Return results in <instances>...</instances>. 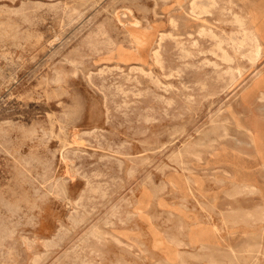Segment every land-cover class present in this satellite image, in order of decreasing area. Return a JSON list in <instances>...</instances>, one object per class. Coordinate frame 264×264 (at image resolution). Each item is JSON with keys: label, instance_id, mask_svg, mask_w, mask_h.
Wrapping results in <instances>:
<instances>
[{"label": "rangeland", "instance_id": "1", "mask_svg": "<svg viewBox=\"0 0 264 264\" xmlns=\"http://www.w3.org/2000/svg\"><path fill=\"white\" fill-rule=\"evenodd\" d=\"M190 1L0 0V264H264V0Z\"/></svg>", "mask_w": 264, "mask_h": 264}, {"label": "bare ground", "instance_id": "2", "mask_svg": "<svg viewBox=\"0 0 264 264\" xmlns=\"http://www.w3.org/2000/svg\"><path fill=\"white\" fill-rule=\"evenodd\" d=\"M155 1V0H154ZM167 1V0H166ZM198 1H201V0H198ZM230 1V0H229ZM40 2V1H39ZM190 2H192V0L190 1ZM203 2V4L205 3L204 2V0L202 1ZM210 2V1H209ZM35 3V2H34ZM99 3H101V2H99ZM194 3H196V0L194 1ZM231 3V2H230ZM38 4V3H37ZM198 4H201V3H198ZM202 4V5H203ZM216 4H218V3H216ZM191 5V4H190ZM232 5V4H231ZM234 5V4H233ZM37 6V5H36ZM52 6H53V4H52ZM193 6H195L194 4H193ZM196 6H198V5H196ZM195 6V7H196ZM203 6H205V4L203 5ZM208 6V5H207ZM207 6H206V8H207ZM217 6V5H216ZM223 6H226V5H223ZM50 7V6H49ZM157 7V6H156ZM190 7H192V6H190ZM210 7V6H209ZM201 7L199 6V9H200ZM232 8V7H231ZM21 9V8H20ZM23 9V8H22ZM106 9V8H105ZM191 9H195L194 7H192ZM197 9V8H196ZM202 9H204L203 7H202ZM34 10V9H33ZM37 10V9H36ZM207 10V9H206ZM195 11V10H194ZM200 11V10H199ZM202 11V10H201ZM201 11L199 12V13H201ZM15 12V11H14ZM22 12V11H21ZM176 12V11H175ZM192 12H193V10H192ZM229 12V11H228ZM232 12V11H231ZM17 13V12H16ZM54 13V12H53ZM76 13V12H75ZM128 13H130V12H128ZM198 13V15H200ZM19 14V13H18ZM30 14V13H29ZM170 14V13H169ZM204 14V13H203ZM207 14V13H206ZM225 14V13H224ZM235 14V13H234ZM198 15H196V16H198ZM163 16V15H162ZM205 16V15H204ZM235 16V15H234ZM238 16V15H237ZM240 16V15H239ZM239 16L236 18V20L235 21H237V19L239 18ZM130 17V16H129ZM133 17V16H132ZM241 17V16H240ZM62 18H63V16H62ZM71 18V17H70ZM172 18V17H171ZM243 20H245L243 17H241ZM241 19V20H242ZM137 20V19H136ZM135 20V21H136ZM172 20V19H171ZM246 21V20H245ZM245 21H244V23H245ZM61 22V21H60ZM140 22V21H139ZM148 22V21H147ZM177 22V21H176ZM220 22V21H219ZM225 22V21H224ZM238 23L237 24H239L240 23V21L238 20L237 21ZM242 22V21H241ZM135 23H138V21L137 22H135ZM236 23V22H235ZM243 23V22H242ZM242 23H241V25H242ZM247 23V22H246ZM137 25V24H136ZM240 25V26H241ZM177 25H175V27H176ZM239 26V27H240ZM89 27V26H88ZM244 27V25L242 26V28ZM102 29V28H101ZM200 29V28H199ZM240 30V29H239ZM248 30V29H247ZM246 30V31H247ZM252 30V29H251ZM97 31V30H96ZM103 31V30H102ZM200 31H202V30H200ZM206 31V30H205ZM244 31H245V29H244ZM243 31V33H245V37H247V39L249 38V40H250V43H251V51L253 52V54L256 56V55H258L259 53H260V46L261 45H259V43H258V41H257V39L255 38L256 36H255V34L254 33H252L251 32V34H247V32H244ZM177 32V31H176ZM198 32V31H197ZM207 32H209V31H207ZM206 32V33H207ZM234 32V31H233ZM201 33V32H200ZM203 33V32H202ZM241 33V32H240ZM242 33V34H243ZM166 34V33H165ZM199 34V33H198ZM214 33H212V35H213ZM91 35V34H90ZM215 35V34H214ZM231 35V34H230ZM233 35V34H232ZM236 35V34H235ZM96 36V35H95ZM105 36V35H104ZM167 36V35H166ZM219 36V35H218ZM221 36V35H220ZM87 37V36H86ZM136 37V36H135ZM172 37V36H171ZM179 37V36H178ZM237 37H238V35H237ZM85 38V37H84ZM83 38V39H84ZM90 38V37H89ZM108 38V37H107ZM111 38V37H110ZM211 38V37H210ZM196 39V38H195ZM199 39V38H198ZM214 39V38H213ZM234 39H236V38H234ZM242 39V38H241ZM241 39H237L238 40V42H239V40H241ZM244 39V38H243ZM92 40V39H91ZM194 40V39H193ZM192 40V41H193ZM212 40V39H211ZM231 40V39H230ZM249 40H248V42H249ZM175 41V40H174ZM222 41V40H221ZM245 41V40H244ZM243 41V42H244ZM110 42V41H109ZM179 42V41H178ZM185 42V41H184ZM226 42V41H225ZM233 42H235L236 43V40L235 41H233ZM237 42V43H238ZM242 42V41H241ZM242 42V43H243ZM248 42H244V43H248ZM95 43H96V41H95ZM105 43V42H104ZM114 43V42H113ZM142 43V42H141ZM159 43H161V42H159ZM191 43V42H190ZM198 43V42H197ZM100 44V43H99ZM112 44V43H111ZM186 44V43H185ZM187 44H188V42H187ZM221 44V43H220ZM103 45V44H102ZM138 45H140V44H138ZM158 45V44H157ZM179 45V44H178ZM194 45V44H193ZM238 45V44H237ZM237 45H235V46H237ZM241 45H243V44H241ZM91 46V45H90ZM161 46H163V45H161ZM180 46V45H179ZM203 46V45H202ZM228 46V45H227ZM239 46H240V44H239ZM248 47H250L249 45H247ZM77 47V46H76ZM108 47V46H107ZM186 47V46H185ZM218 47V46H217ZM233 47V46H232ZM221 48H222V46H221ZM62 49V48H61ZM160 49V48H159ZM208 49V48H207ZM135 50V49H134ZM156 50V49H155ZM185 50V49H184ZM213 50V49H212ZM74 51V50H73ZM95 51V50H94ZM164 51V50H163ZM186 51H187V49H186ZM198 51V50H197ZM232 51H233V49H232ZM249 51V50H248ZM71 52V51H70ZM151 52H153L154 53V51H151ZM157 52H158V50H157ZM234 52V51H233ZM237 52V51H236ZM250 52V51H249ZM248 52V53H249ZM80 53V52H79ZM225 53V52H224ZM238 53V52H237ZM155 54V53H154ZM157 54V53H156ZM160 54V53H159ZM225 54H227V53H225ZM224 54V55H225ZM243 54H244V52H243ZM193 55V54H192ZM210 55H211V53H210ZM230 55V54H229ZM156 56V55H155ZM213 56V55H212ZM250 56V55H249ZM6 57V56H5ZM154 57V56H153ZM158 57V56H157ZM199 57V56H198ZM201 57V56H200ZM247 57V56H246ZM204 58V57H203ZM207 58V57H206ZM226 58V57H225ZM254 58V57H253ZM66 59V58H65ZM220 59V58H219ZM162 60V59H161ZM185 61V60H184ZM197 61V60H196ZM221 61V60H220ZM57 62V61H56ZM70 62V61H69ZM159 62L160 61H158V64H159ZM212 62H214V61H212ZM79 63V62H78ZM200 63V62H199ZM203 63V62H202ZM91 64V63H90ZM205 64H206V62H205ZM219 64V63H218ZM70 65V64H69ZM76 65V64H75ZM78 65V64H77ZM93 65V64H92ZM222 65V64H221ZM229 65V64H228ZM151 66V65H150ZM160 66V65H159ZM87 67V66H86ZM89 67V66H88ZM106 67V66H105ZM163 67V66H162ZM197 67V66H196ZM211 67V66H210ZM103 68V67H102ZM115 68H117V67H115ZM140 68V67H139ZM114 69V68H113ZM120 69V68H119ZM123 69V68H122ZM135 69V68H134ZM166 69V68H165ZM169 69V68H168ZM246 69V68H245ZM142 70V69H141ZM162 70V69H161ZM215 70V69H214ZM58 71V70H57ZM144 71V70H143ZM110 72V71H109ZM141 72V71H140ZM170 72V71H169ZM228 72V71H227ZM233 72V71H232ZM231 72V73H232ZM103 73V72H102ZM126 73V72H125ZM144 73V72H143ZM149 73H150V71H149ZM177 73V72H176ZM168 74V73H167ZM211 74V73H210ZM230 74V73H229ZM90 75V74H89ZM147 75V74H146ZM173 75H174V73H173ZM74 76V75H73ZM120 76V75H119ZM129 76V75H128ZM164 76V75H163ZM169 76V75H168ZM168 76H166V77H168ZM180 76V75H179ZM127 77V76H126ZM165 77V76H164ZM165 77V78H166ZM88 78V77H87ZM92 78V77H91ZM129 78V77H128ZM155 78V77H154ZM157 78V77H156ZM90 79V78H89ZM126 80V79H125ZM138 80V79H137ZM136 80V81H137ZM151 80V79H150ZM52 81V80H51ZM55 81V80H54ZM129 81V80H128ZM116 82V81H115ZM47 83V82H46ZM130 83H131V81H130ZM140 83V82H139ZM183 83V82H182ZM136 84V83H135ZM116 85V84H115ZM138 85V84H137ZM170 85V84H169ZM112 86V85H111ZM119 86V85H118ZM103 87V86H102ZM135 87V86H134ZM176 87V86H175ZM96 88V87H95ZM122 88V87H121ZM149 88V87H148ZM147 88V89H148ZM137 89V88H136ZM170 89V88H169ZM177 89V88H176ZM115 90H117V89H115ZM139 90V89H138ZM162 90V89H161ZM167 90V89H166ZM66 92V91H65ZM100 92V91H99ZM138 92V91H137ZM142 92V91H141ZM47 93V92H46ZM102 93V92H101ZM119 93H121V91H119ZM126 93V92H125ZM143 93V92H142ZM151 93V92H150ZM135 94V93H134ZM158 94V93H157ZM106 95V94H105ZM142 95V94H141ZM140 97V96H139ZM47 98H49V97H47ZM128 98V97H127ZM164 98V97H163ZM171 98V97H170ZM175 98V97H174ZM50 99V98H49ZM123 100V99H122ZM255 100H264V92H260V93H258L257 94V96L255 97ZM186 101V100H185ZM105 102V101H104ZM125 102V101H124ZM258 102V101H257ZM132 103V102H131ZM134 103V102H133ZM164 103V102H163ZM256 103V102H255ZM254 103V104H255ZM84 104V103H83ZM128 104V103H127ZM126 104V105H127ZM136 104V103H135ZM105 106V105H104ZM254 107V106H253ZM84 108V107H83ZM127 108V107H126ZM164 108H165V106H164ZM163 108V109H164ZM170 108V107H169ZM106 109V108H105ZM120 109V108H119ZM167 109V108H166ZM256 109V108H255ZM145 110V109H144ZM189 111V110H188ZM123 115H124V113H123ZM108 120V119H107ZM150 121H151V119H150ZM154 121V120H153ZM107 122V121H106ZM16 124V123H15ZM62 124V123H61ZM12 125V124H11ZM21 126V125H20ZM172 127V126H171ZM165 128V127H164ZM29 129V128H28ZM5 130V129H4ZM59 130V129H58ZM97 130V129H96ZM50 131V130H49ZM163 131V130H162ZM2 132V131H1ZM77 132V131H76ZM262 132V131H261ZM83 133H85V132H83ZM263 133V132H262ZM6 134V133H5ZM91 134V133H90ZM55 135V134H54ZM87 135V134H86ZM31 136V135H30ZM49 136V135H48ZM101 136V135H100ZM25 137V136H24ZM51 137V136H50ZM59 137V136H58ZM147 138H149V137H147ZM41 139V138H40ZM58 139V138H57ZM78 139V138H77ZM35 140V139H34ZM82 140V139H81ZM24 141H26V140H24ZM47 141H48V139H47ZM78 141V140H77ZM80 141V140H79ZM139 141V140H138ZM245 141H246V144L251 148H253L254 146H256V140H255V137H254V134H253V132L250 130V129H246V131H245ZM60 142V141H59ZM62 142V141H61ZM21 143V142H20ZM88 143V142H87ZM90 143V142H89ZM98 144V143H97ZM70 145H72V144H70ZM193 145V144H192ZM22 146V145H21ZM189 146V145H188ZM196 147V146H195ZM189 149V148H188ZM142 151V150H141ZM66 153V152H65ZM74 153V152H73ZM85 153V152H84ZM68 155V154H67ZM88 155H90V154H88ZM31 157V156H30ZM92 157V156H91ZM100 157H104V156H100ZM21 158V157H20ZM77 158V157H76ZM100 159V158H99ZM30 160V159H29ZM28 160V161H29ZM121 161V160H120ZM119 161V162H120ZM25 162V161H24ZM23 162V163H24ZM21 163V162H20ZM37 164V163H36ZM44 164V163H43ZM48 164V163H47ZM27 165V164H26ZM31 165V164H30ZM66 166V165H65ZM77 166V165H76ZM131 166V165H130ZM143 166V165H142ZM78 167V166H77ZM27 168V167H26ZM19 169V168H18ZM16 170V169H15ZM81 170V169H80ZM79 170V171H80ZM183 170V169H182ZM37 171V170H36ZM192 171V170H191ZM190 171V172H191ZM17 172V171H16ZM21 172V171H20ZM19 172V173H20ZM263 173H264V171H263ZM69 174V173H68ZM94 174V173H93ZM24 175V174H23ZM22 175V176H23ZM37 175V174H36ZM133 175V174H132ZM25 176V175H24ZM64 176V175H63ZM59 177V176H58ZM80 177H82V176H80ZM84 177V176H83ZM28 178V177H27ZM41 180V179H40ZM65 180V179H64ZM55 181V180H54ZM19 182V181H18ZM50 182V181H49ZM88 183V182H87ZM236 185V184H235ZM245 185V184H244ZM35 186V185H34ZM238 186V185H237ZM243 186V185H242ZM246 186V185H245ZM251 187V186H250ZM59 188V187H58ZM253 186H252V189L251 190H253ZM86 189V188H85ZM234 189V188H233ZM238 189H239V187H238ZM242 189H244V187L242 188ZM242 189L240 190L241 192H242ZM247 189V188H246ZM256 188H254V190H255ZM248 190V189H247ZM250 190V189H249ZM253 190V191H254ZM47 192V191H46ZM227 192V191H226ZM13 193V192H12ZM48 193V192H47ZM61 193V192H60ZM192 193V192H191ZM242 193H245V192H242ZM249 193H250V191H249ZM255 193V192H254ZM240 194V193H239ZM246 194V193H245ZM251 194V193H250ZM12 195V194H11ZM61 195H62V193H61ZM1 196V195H0ZM81 196V195H80ZM82 196H83V193H82ZM234 196V195H233ZM30 197V196H29ZM55 197V196H54ZM91 197V196H90ZM23 198V197H22ZM37 198V197H36ZM78 198V197H77ZM14 201V200H13ZM28 201V200H27ZM27 201H26V203H27ZM81 201V200H80ZM33 202V201H32ZM76 204V203H75ZM85 205V204H84ZM37 206V205H36ZM78 206V205H77ZM31 207V206H30ZM264 208V207H263ZM30 209V208H29ZM193 209V208H192ZM68 210V209H67ZM118 210V209H117ZM71 212V211H70ZM14 214V213H13ZM26 214V213H25ZM245 214V213H244ZM251 215L250 213H248V211H247V213H246V215ZM79 215V214H78ZM252 216V215H251ZM263 217H264V215H263ZM169 218V217H168ZM235 221V220H234ZM73 222V221H72ZM254 222V221H253ZM9 223V222H8ZM18 223V222H17ZM12 224V223H11ZM77 224V223H76ZM75 224V225H76ZM11 226V225H10ZM13 226V225H12ZM33 226V225H32ZM77 226V225H76ZM16 227V226H15ZM14 227V228H15ZM63 227V226H62ZM5 228V227H4ZM63 229V228H62ZM90 229V228H89ZM111 232V231H110ZM5 233V232H4ZM89 233V232H88ZM6 234V233H5ZM63 235V234H62ZM83 235V234H82ZM110 235V234H109ZM169 235H171V234H169ZM4 237V236H3ZM6 237V236H5ZM27 237V236H26ZM25 237V238H26ZM54 237H55V235H54ZM10 239H11V236H10ZM175 239V238H174ZM28 240V239H27ZM62 240V239H61ZM60 240V241H61ZM116 240V239H115ZM32 241V240H31ZM37 241V240H36ZM117 241V240H116ZM254 241V240H253ZM256 241V240H255ZM120 242V241H119ZM16 243V242H15ZM44 243V242H43ZM51 243V242H50ZM142 243V242H141ZM259 243V242H258ZM25 244V243H24ZM61 244V243H60ZM29 245V244H28ZM59 245V244H58ZM142 246H144V245H142ZM250 246V245H249ZM214 247V246H213ZM236 247V246H235ZM240 247V246H239ZM260 247V246H259ZM27 248V247H26ZM255 248H257V247H255ZM30 249V248H29ZM144 250V249H143ZM184 251V250H183ZM44 252V251H43ZM251 255V254H250ZM1 256V255H0ZM221 257V256H220ZM250 258V257H249ZM31 259V258H30ZM5 260V259H4ZM58 260V259H57ZM41 261V260H40ZM217 261V260H216ZM244 263V262H243Z\"/></svg>", "mask_w": 264, "mask_h": 264}]
</instances>
